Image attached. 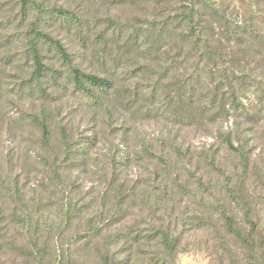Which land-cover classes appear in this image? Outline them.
Returning a JSON list of instances; mask_svg holds the SVG:
<instances>
[{
	"label": "rangeland",
	"instance_id": "obj_1",
	"mask_svg": "<svg viewBox=\"0 0 264 264\" xmlns=\"http://www.w3.org/2000/svg\"><path fill=\"white\" fill-rule=\"evenodd\" d=\"M47 1L65 6L81 2ZM246 1L253 15L264 18V0ZM87 2L104 17L134 21L142 15L133 1ZM19 9V0H0V264H41L29 253L31 230L19 220L24 208L44 228L53 225L51 231L35 235L39 250L45 253L42 264H58L54 248L47 246L56 241L72 253L74 264H97L99 250L115 253L124 264H249L245 246L227 232L219 209L223 207L236 226L247 232L243 212L248 201L251 218L258 222L259 235H264V93L260 100L246 101L255 121L250 115L242 116L237 126L230 118L187 129L161 107H156V113H135L133 121L119 111L108 125L106 117L83 98L53 89L48 80L44 85L50 97L44 100L24 89L33 67L24 57L27 21L21 19ZM43 29L66 43L83 70L113 76L91 54L77 51L65 31L51 25ZM42 55L63 76L65 67L47 46ZM129 75L120 74L121 78ZM138 84L144 83L139 80ZM43 107L50 113L53 146L49 151L43 147L40 127L27 118L40 116ZM61 127L72 140V160L64 158ZM219 131L229 133L235 145L247 142L250 167L244 184L241 157L226 147ZM95 135L96 141L85 151V142ZM175 143L180 153L175 152ZM210 156L217 167L210 164ZM53 159L61 166V184L49 176L47 161ZM237 182L243 184L237 192L244 194L245 204L230 196L229 186ZM116 194H124L129 203L116 207ZM91 222L100 226L101 236L94 242L87 234ZM157 227H168L179 237L174 255L157 257L160 249L150 240ZM77 234L85 237L76 240Z\"/></svg>",
	"mask_w": 264,
	"mask_h": 264
},
{
	"label": "trees",
	"instance_id": "obj_2",
	"mask_svg": "<svg viewBox=\"0 0 264 264\" xmlns=\"http://www.w3.org/2000/svg\"><path fill=\"white\" fill-rule=\"evenodd\" d=\"M109 1L117 4L133 1L142 15L132 19L134 21L120 20L113 15L104 17L92 11L87 0H81L76 6L47 0H19V15L27 21L24 57L26 60L29 58L33 67L25 80V90L38 94L44 100L50 97L44 85V81L48 80L53 89L72 91L83 98L91 109L106 117L108 125H112L119 111L128 113L129 120L133 121L135 113H156L159 109L156 107L170 112L187 129L216 125L230 118L237 126L242 116L250 115L246 101L260 100V95L264 93V18L253 15L248 1ZM43 25L65 31L77 51L91 54V58L106 67L113 76L83 70L74 62L66 43L58 35L44 30ZM45 46L65 67L63 76L61 70L43 61L42 48ZM122 62L134 66L126 67L121 65ZM120 74L130 75L121 78ZM139 80L144 84L136 85ZM27 118L40 127L43 147L49 151L53 146L50 113L43 107L40 116L29 114ZM250 120L255 121V116L250 115ZM219 133L226 147L241 157L240 180L244 184L250 167L247 142L238 146L229 133ZM60 134L64 158L72 160L74 148L69 133L61 127ZM96 139L97 135L85 142L88 144L84 147L85 151ZM173 147L176 153L181 152L177 143ZM210 159V164L217 167L214 156ZM47 162L49 176L61 184L63 175L58 161ZM239 182L229 186L230 196L235 202L241 200L245 204L244 194L237 192L243 185ZM200 185L203 186V183L200 182ZM16 192L20 196L17 186ZM126 199L124 194H116L118 203L115 206L129 203ZM246 206L243 213L249 224L247 232L236 226L234 217L223 207L219 209L220 215L227 232L245 246L249 264H264V235H259L258 222L251 218L252 206L248 201ZM22 210L19 220L30 228L32 235L29 253L37 260L41 259L42 264L45 253L39 250L35 235L44 230L51 231L53 225L44 228L38 220H32L26 208ZM99 227L93 222L89 224L87 234L92 235L91 241L101 236ZM84 237L74 236L76 240ZM141 240L135 239V242ZM150 240L160 249L159 258L174 255L180 242L168 227H157ZM47 246L54 248V259L58 264L75 263L72 253L60 246L58 241ZM99 256L97 264H124L123 259L109 250H99Z\"/></svg>",
	"mask_w": 264,
	"mask_h": 264
}]
</instances>
